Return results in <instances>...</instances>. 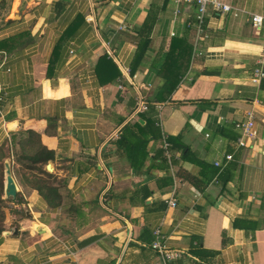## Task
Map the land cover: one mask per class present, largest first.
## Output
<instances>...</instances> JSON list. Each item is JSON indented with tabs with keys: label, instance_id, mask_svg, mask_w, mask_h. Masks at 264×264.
<instances>
[{
	"label": "crops",
	"instance_id": "obj_1",
	"mask_svg": "<svg viewBox=\"0 0 264 264\" xmlns=\"http://www.w3.org/2000/svg\"><path fill=\"white\" fill-rule=\"evenodd\" d=\"M223 1L264 17V0ZM195 13L173 0H0V146L36 134L61 197L51 208L25 187L27 218L4 226L0 264H264V78L250 81L264 28L210 11L195 45ZM249 112L256 136L240 147ZM148 120L160 137H143L136 168L130 140Z\"/></svg>",
	"mask_w": 264,
	"mask_h": 264
},
{
	"label": "trees",
	"instance_id": "obj_2",
	"mask_svg": "<svg viewBox=\"0 0 264 264\" xmlns=\"http://www.w3.org/2000/svg\"><path fill=\"white\" fill-rule=\"evenodd\" d=\"M144 27V26H143ZM145 29V27H144ZM149 32L151 30L147 29ZM9 43H11V39H6L0 41V50H8ZM261 89L264 91V80L261 83ZM139 129V136H134L133 139L130 140V154H128V158L130 160V163L132 166L139 168L140 165H143L147 158V141L145 140V136H151L155 139H158L160 137V129L156 125V121H147L145 126L141 127L137 124ZM126 128V127H125ZM125 130V129H124ZM128 131V127L125 130ZM129 132V131H128ZM141 134V135H140ZM28 139H20L18 141V146L21 150L22 158L27 161L29 167V171L35 170L38 171L40 174L45 176L47 179L39 178V177H33V181L31 182V186L33 189H35L39 195L46 201L49 207L55 208L60 204V195L58 194L57 190L53 188L51 185L52 183H56V178L44 170L42 166L46 165L47 162L54 159V154L51 151H48L46 148L40 146H33L34 136L36 134L29 132L28 133ZM15 136L12 135L10 145L9 147L15 146ZM125 136L122 135L121 141L125 142ZM173 142V146H177L179 143L176 139H171ZM121 143V142H120ZM6 143L0 146V161H3L6 158L5 154V147ZM179 146V145H178ZM181 147V146H179ZM162 154V152H161ZM227 182V181H226ZM4 195V189L3 186L0 185V215H1V205L5 202L3 199ZM9 202H13L11 199L8 200ZM3 232V229H0V234Z\"/></svg>",
	"mask_w": 264,
	"mask_h": 264
},
{
	"label": "built area",
	"instance_id": "obj_3",
	"mask_svg": "<svg viewBox=\"0 0 264 264\" xmlns=\"http://www.w3.org/2000/svg\"><path fill=\"white\" fill-rule=\"evenodd\" d=\"M177 7L180 4L185 3L188 5H194L196 8L195 13V23L193 25L195 30V45L200 41L206 39L208 36L205 31V23L209 12L212 11L217 14L225 15L230 12L233 13L235 17L240 14H246L248 16V22L250 23L251 27L254 31H261L264 28V17L257 14H251L243 10L234 9L229 4L224 2L223 0H173ZM125 26L120 27V29H124ZM262 40V51L264 53V35L261 37ZM264 78V71L263 68H257L254 70L253 75L250 79L253 85H258L260 81ZM155 108L160 109V106L156 105ZM148 110V103L144 101V99H139L135 109L133 110L132 116H138L139 114L144 113ZM156 125L159 126L160 123L157 121ZM255 122H254V115L252 112L247 113L246 120L236 124V128L240 132V136L237 139L236 143L237 146L245 147L248 141H251L255 138L256 132L254 130ZM160 127V126H159ZM163 148L167 153L169 148V144L163 142ZM232 159L231 155H226L225 160L228 162ZM216 167L220 166L219 162H214ZM169 205L174 207L176 205V200L171 198L169 201ZM156 236L159 237L158 232L155 233ZM151 247L158 252V254L163 257L164 260H173L179 257V254L174 251L167 250L166 247L160 245L158 242H155L151 245Z\"/></svg>",
	"mask_w": 264,
	"mask_h": 264
},
{
	"label": "rangeland",
	"instance_id": "obj_4",
	"mask_svg": "<svg viewBox=\"0 0 264 264\" xmlns=\"http://www.w3.org/2000/svg\"><path fill=\"white\" fill-rule=\"evenodd\" d=\"M6 158L0 161V185H5V163H8L11 167L12 176L16 182L17 186V196L15 199H11L13 202H9V199L5 198L3 195L4 203L1 205V215H0V229L13 228L14 226L19 227L18 221L27 218L26 213L28 212V207L24 206L18 209L16 204H20L23 200V192L27 191L25 187H31V182L33 177H39L47 179L45 176L40 174L38 171H29L28 163L22 158L21 150L18 146L5 147ZM45 171H47L46 166H42Z\"/></svg>",
	"mask_w": 264,
	"mask_h": 264
},
{
	"label": "water",
	"instance_id": "obj_5",
	"mask_svg": "<svg viewBox=\"0 0 264 264\" xmlns=\"http://www.w3.org/2000/svg\"><path fill=\"white\" fill-rule=\"evenodd\" d=\"M46 169L49 171V166H47ZM4 194L6 199H15L17 196L16 182L12 176L11 167L8 163H5Z\"/></svg>",
	"mask_w": 264,
	"mask_h": 264
},
{
	"label": "bare ground",
	"instance_id": "obj_6",
	"mask_svg": "<svg viewBox=\"0 0 264 264\" xmlns=\"http://www.w3.org/2000/svg\"><path fill=\"white\" fill-rule=\"evenodd\" d=\"M49 171H52V167H51V168H49Z\"/></svg>",
	"mask_w": 264,
	"mask_h": 264
}]
</instances>
